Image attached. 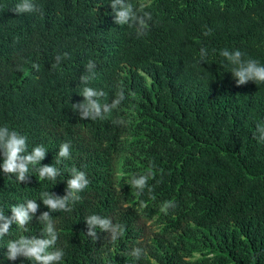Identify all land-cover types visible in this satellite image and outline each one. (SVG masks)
I'll return each mask as SVG.
<instances>
[{
  "label": "trees",
  "instance_id": "16d2710c",
  "mask_svg": "<svg viewBox=\"0 0 264 264\" xmlns=\"http://www.w3.org/2000/svg\"><path fill=\"white\" fill-rule=\"evenodd\" d=\"M19 2L0 0V126L26 137L28 152L45 147L41 165L61 176L39 181L40 165L30 166L20 183L0 168V211L40 205L27 231L13 223L0 239V264H33L7 259L6 246L42 238L41 193L66 195L72 167L89 184L71 212L52 213L61 264H264V142L254 135L264 124V84L238 86L220 55L240 50L264 64V0H130L152 15L143 36L114 22L110 0H33L40 11L23 15L11 10ZM89 60L94 79L83 85ZM85 86L105 93L101 104L120 89L126 98L104 120L80 119L72 104L84 101ZM65 142L71 155L55 164ZM148 173L152 192L138 194L130 179ZM166 201L176 205L167 214ZM93 214L123 225V235L112 240L97 228L94 241L85 220ZM135 248L146 255L137 260Z\"/></svg>",
  "mask_w": 264,
  "mask_h": 264
},
{
  "label": "clouds",
  "instance_id": "9594fccd",
  "mask_svg": "<svg viewBox=\"0 0 264 264\" xmlns=\"http://www.w3.org/2000/svg\"><path fill=\"white\" fill-rule=\"evenodd\" d=\"M112 12L114 13V22L120 26L127 25L129 28H134L138 36L146 34L149 27V22L152 21L150 12L145 11V5L140 4L134 6L130 0H110ZM18 15L26 13H37L40 9L36 6L33 0H20L11 9ZM211 30H206L205 35H210ZM67 53L62 56L57 55L53 64V68L57 67L63 58H67ZM200 60L206 62L208 50L200 49ZM220 55L227 59L232 65L229 71L236 81L238 86L245 85L249 81L255 82L257 85L264 84V64H261L255 59H244V54L240 50L234 52L227 48L220 51ZM39 70V65H33ZM96 64L89 60L85 65V73L80 76L81 84L88 85L91 79H94ZM81 95L84 101L81 103L72 104V109L79 114L80 119L104 120L107 114H110L113 109L120 106L125 100V93L122 89L115 94V99L109 104H101V97L105 96L102 90H95L92 87L85 86ZM113 123H123V121H113ZM255 138L259 142H264V124H258ZM0 149L3 150V163L0 165L5 175L14 176L20 183H27L31 175L30 166L36 168L39 181L45 179L57 181L61 176L60 170L53 165H41V161L45 159L47 150L42 145L36 146L31 152H28L27 138L19 134L15 130H11L7 125L0 126ZM70 144L65 142L60 145L59 152L55 157V164H59L61 160L70 157ZM71 178L67 180V194L63 197L56 195L53 192H42L41 199L43 205L47 206L49 211L43 212L38 221L43 226L41 231L42 238L36 236L26 237L20 236L18 239H10L7 244V259L16 261L23 257L33 264H61L64 258V251L56 247L59 235L55 229L52 219V213L56 212H71L72 204L80 201L81 193L87 188L89 180L86 173L78 170L75 167L70 169ZM150 178H154L151 173L133 176L130 179V185L136 189L138 194H142L145 188L149 193L152 188L148 185ZM40 205L35 200H27L11 207V216L5 215L0 211V239L6 234H10L11 226L15 223L18 229L27 231V226L33 220ZM173 201H166L162 205L160 211L167 214L170 208H175ZM88 231L87 235L94 241L98 239L96 229L110 233L112 240L118 239L123 235L125 229L123 225L113 224L108 218H103L99 215H90L85 218ZM133 257L137 260L146 255L143 249L135 248L132 251Z\"/></svg>",
  "mask_w": 264,
  "mask_h": 264
},
{
  "label": "rangeland",
  "instance_id": "374dc122",
  "mask_svg": "<svg viewBox=\"0 0 264 264\" xmlns=\"http://www.w3.org/2000/svg\"><path fill=\"white\" fill-rule=\"evenodd\" d=\"M123 159H124V156L122 155V156H119L117 161H116V165H115L116 173H115V176H116L117 181H119L121 176H122V174H121V169H122L121 164L123 162ZM118 187H119V185H118ZM155 230H156V225L153 223V220L152 219L146 220L145 221V228H144L145 235H151V233L153 231H155Z\"/></svg>",
  "mask_w": 264,
  "mask_h": 264
}]
</instances>
